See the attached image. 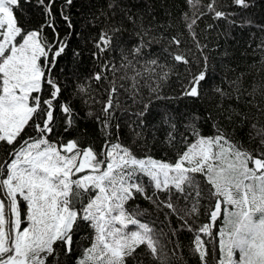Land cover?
Segmentation results:
<instances>
[{"label": "snow or ice", "instance_id": "6c2138e0", "mask_svg": "<svg viewBox=\"0 0 264 264\" xmlns=\"http://www.w3.org/2000/svg\"><path fill=\"white\" fill-rule=\"evenodd\" d=\"M73 2L62 0L57 7V0H0V264H144L145 256L151 264H169L161 237L167 236L173 243L171 255L176 256L182 250L172 237L185 231L192 234L190 251L200 264H208L210 252L216 264H264V126L251 124L249 139L258 140V144L249 149L220 124V118L229 123L238 118L246 123L248 113L221 107L211 136L201 133L198 117L193 115L186 125L188 134L180 133V141L177 123L165 117L170 129L166 142L173 147L183 144L172 161L147 154L138 157L130 147L109 140L100 151L91 145L83 147L79 139L51 140L57 107L65 114L68 127L73 124L72 106L61 103L64 86L56 68L74 36L86 47L91 45L88 52L101 65L91 79L98 82L107 78L103 73L115 74L123 69L125 76L120 78L131 79L135 90L136 78L142 75L140 68L152 74L159 67V79L167 80L176 66L191 63L180 51L179 36L171 37L169 47L164 49L175 64L169 67L151 58L146 49L160 43V38L138 23L139 17L134 14L123 9L118 14L122 0H104L107 11L89 21L92 25L100 20L95 24V35L89 26L76 32L66 11ZM186 3L192 15L185 13L183 18L193 39V26L205 15L202 7L217 19L229 15L218 10V0H210L207 5L203 0ZM232 4L250 6L248 0H232ZM25 6L34 8L39 18L34 22L23 19ZM57 17L67 25L63 34L57 27ZM126 32L138 38L135 45L128 46ZM172 46L176 51H170ZM201 47L197 43V48ZM118 49L119 66L109 59V54ZM82 54L78 50L72 53L74 57ZM129 69L134 76H127ZM188 76L181 96L202 99L209 81L208 57L203 56L200 71H188ZM210 88L219 97L218 107L244 99L264 113V101L253 103L258 93L264 97V85H253L248 91L243 88L242 77H222L220 84L212 83ZM77 91L86 89L78 85ZM116 92L112 81L102 109L104 128L110 127ZM137 95L134 91L133 102ZM150 103H143L139 116L145 115ZM197 177L208 186L204 222H200V216L205 197ZM138 197L158 211L168 210L164 216L170 235L142 222L144 211L129 206ZM172 216L180 222L178 227L172 226ZM221 220L222 226L214 230ZM85 230L87 234L81 239H87L89 245L73 260L78 248L76 238Z\"/></svg>", "mask_w": 264, "mask_h": 264}, {"label": "trees", "instance_id": "16d2710c", "mask_svg": "<svg viewBox=\"0 0 264 264\" xmlns=\"http://www.w3.org/2000/svg\"><path fill=\"white\" fill-rule=\"evenodd\" d=\"M209 2L210 0H203L204 5ZM60 3L62 0H57V7ZM248 3L250 5L248 8H241L232 4V0H218V10L229 13L227 18L220 19L215 18L214 13L208 12L206 7H202L201 10L205 15L201 16L193 26L195 33V39H193L183 18L185 13L192 15V10L186 0H122L117 13L119 14L123 9L134 14L139 17L138 23H142L160 38V43L153 44L151 49H146L151 53V58H157L161 65L170 67L175 64L164 49L169 47L171 37L179 36L182 41L180 51L188 56L190 65L180 64L170 73L167 80H160L159 74L162 70L159 67L156 68L155 73L149 74L143 72L140 64H137L142 75L136 78L135 90L131 79L120 78L125 76L123 69L115 74L111 71L103 73L107 78L98 82L91 79L101 67L88 52V47L91 45L86 47L83 40L74 36L67 55L60 59L56 68L57 75L64 86L61 103L67 102L72 106L73 124L68 127L65 114L57 107L54 112V131L49 134L51 140L67 142L69 139H79L83 147L91 145L97 151L103 149L105 141L109 140L111 143L120 142L130 147L138 157L147 154L155 159L172 161L177 151L183 150V144L176 143L173 147L166 142L167 131L170 129L164 123L165 117H171L177 123V141H180V133H185L186 125L193 115L198 117L197 122L201 133L211 136L215 134L212 125L219 117L221 107H235L237 112L248 113L249 121L241 123L237 118L229 123L220 118L221 127L225 128L245 148H255L258 140L249 139L251 124L257 123L258 126H264V113L257 112L256 108L245 103L244 99L239 102L233 99L218 107L219 97L215 96L210 88L212 83L220 84L222 77L226 80L242 77L243 88L248 91H251L253 85H264V0H248ZM103 4L104 0H74L72 6L66 9L75 25L74 30L76 32L86 31V26H89L93 28L95 35V24L100 23V20L92 25H89V21L93 19V16L99 17L100 12L107 11ZM25 9L23 19H31L34 22L39 18V13L34 8L25 6ZM57 27L62 34L67 31L66 23L59 17H57ZM128 27L131 30V24ZM137 39L134 35L130 37L128 32L124 35V40L127 41L129 47L135 45ZM197 43L202 47L198 49ZM74 50L82 51L83 54L74 57L72 55ZM170 51H176L175 46H172ZM201 52L203 56L208 57L209 67V81L204 85V96L202 99L182 97V88L189 79L188 71L196 73L203 66ZM109 59H113L119 66L121 62L119 49L115 53H110ZM134 75L131 69L127 70L128 77ZM112 81H115L117 92L111 109L110 127L104 128L101 123L105 119L102 109L107 102ZM78 85H83L86 91L79 93ZM224 87H227L226 83ZM152 89H157V91L153 92ZM134 91L138 92L135 97L136 102H133ZM157 96L160 98L158 99ZM247 99L253 98L247 97ZM149 100L151 103L148 111L144 116H139L138 113L143 110V103H148ZM261 101H264V97L258 93L253 103ZM261 107H264V103H261ZM141 120L143 124L140 123ZM65 127H68V131H65ZM137 133L140 135L137 136ZM189 139H192L190 134ZM79 175L83 173L77 174ZM197 178L201 181L205 197L201 201L203 207L200 216V222H204L206 219L204 210L209 204L208 186L202 178ZM144 179L147 181L146 177ZM180 203L183 205L184 202ZM129 206L139 207L144 211V216L140 218L142 222L149 223L157 230L163 229L170 235V228L164 216L167 209L158 211L142 197L130 202ZM171 223L173 227H178L180 222L172 216ZM222 224L223 221H219L214 230L218 231ZM86 234V230L82 231L76 238L78 248L74 252L73 260L81 254L83 248L89 245L87 239H81ZM172 240L181 246L182 251H178L176 256L171 255L173 243H169L167 236L161 237V242L166 246L165 251L170 257L169 264H200L198 257L190 251L191 233L180 232L176 237H172ZM209 248L211 249V244ZM144 264H151L149 257H144ZM208 264H216L211 252Z\"/></svg>", "mask_w": 264, "mask_h": 264}]
</instances>
